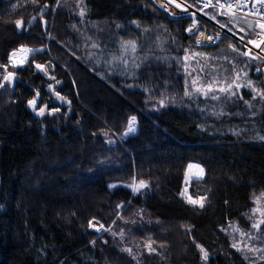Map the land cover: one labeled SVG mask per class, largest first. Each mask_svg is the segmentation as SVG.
I'll return each instance as SVG.
<instances>
[{
  "label": "trees",
  "instance_id": "obj_1",
  "mask_svg": "<svg viewBox=\"0 0 264 264\" xmlns=\"http://www.w3.org/2000/svg\"><path fill=\"white\" fill-rule=\"evenodd\" d=\"M204 13L248 42L261 30ZM194 21L153 0H0V264H251L233 244L253 233L264 196V61L227 36L196 46ZM22 45L42 51L11 67ZM186 51L220 81L245 73L260 91L185 96ZM49 84L70 103L55 102ZM189 164L204 175L186 185ZM185 186L207 197L203 208ZM256 232L264 239V224Z\"/></svg>",
  "mask_w": 264,
  "mask_h": 264
},
{
  "label": "rangeland",
  "instance_id": "obj_2",
  "mask_svg": "<svg viewBox=\"0 0 264 264\" xmlns=\"http://www.w3.org/2000/svg\"><path fill=\"white\" fill-rule=\"evenodd\" d=\"M154 3L158 6L159 3L161 4H166L168 6H170L171 8L181 11L180 9H177L175 7V4L170 3V0H153ZM199 0H193L194 5L190 4L189 1L187 0H177V3L182 4L183 7H187L189 6H194L195 7V2H197ZM159 6H161L159 4ZM158 6V7H159ZM167 6V7H168ZM163 9V8H162ZM165 11V10H164ZM166 12V11H165ZM169 14V13H167ZM171 15V14H169ZM212 19V18H211ZM213 20V19H212ZM222 27V26H221ZM224 28V27H222ZM226 30V32L228 33V35H226L227 37H229L230 39L236 41L237 43H239L241 46H243L246 50H250L251 51V55H247L248 57L252 58H258L261 59L262 61H264V43H261V45L263 46V50L261 49V51H258L259 48H257L255 45L251 44L248 42V40H244L240 37H238L237 35H235L233 32L227 30L226 28H224ZM264 40V37L262 38ZM250 45L252 48H249L246 46ZM29 48V47H27ZM93 49L95 47L91 46L90 49ZM245 53V51H244ZM25 53H17L16 56V60H19L22 56H24ZM30 56V55H29ZM28 56V58H29ZM197 53L195 54H189L188 51H186V58L188 59V62L186 64L185 67V75H187V81L186 84L184 85L185 87L183 88V90L185 91V93H188L187 95L185 94V96H192L195 98V94L197 95V93H199L201 98H208L209 100H217L220 97V94L224 93V91H221V89H229L228 93L231 94L233 93V90L238 91L237 93H239L242 90H258L259 87V83H256L254 81H251V87H249V81L250 80H246L245 79V73L242 74H236L232 81L230 83H224L223 81H220L217 78V75H212L209 73V70H206V68L203 66V64L199 63V61L196 59ZM191 62H197V64H189ZM257 63V62H254ZM9 65L11 67L12 63L9 60ZM264 65V64H262ZM195 70V72H194ZM197 71V72H196ZM256 75L258 74V71L255 72ZM210 74L209 79H207V81H203L202 79L205 77H207V75ZM241 75V76H240ZM209 85H211L212 87V91L209 92ZM229 85H231V88H229ZM199 90V91H198ZM205 93H208L207 95H205ZM214 97H218V98H214ZM53 99L55 102L58 101V99L56 98L55 95H53ZM38 116H41L38 114ZM128 130L125 132L127 133ZM133 133L127 134L125 136L131 135ZM195 165V164H192ZM198 172L197 168H192L191 170H189V168H187L186 174H185V184L187 185L189 183L190 180L193 179H200L197 178L196 173ZM139 183L132 187V190H134L135 187H139ZM185 188L188 189L187 186H185ZM184 188V190H185ZM183 190V191H184ZM184 198L187 199V196H183ZM258 210V211H257ZM261 213H264V196H258L257 198L254 199V208L251 212V214L249 215V218H251V221L253 222V225L258 223L260 220L264 219V215H262ZM263 225V224H261ZM260 225V226H261ZM252 228H254L253 226H251ZM235 232H239V230L237 229V227H233ZM256 228H254L253 233L249 232V234L247 235H242V233H238L241 234L240 237H238L239 239H237L235 241V245H236V249L238 251H245V259L251 263V264H264V239L260 238L256 232ZM235 239L233 238V241ZM152 248V247H151ZM154 251H149V248L147 247V255L152 253Z\"/></svg>",
  "mask_w": 264,
  "mask_h": 264
},
{
  "label": "snow or ice",
  "instance_id": "obj_3",
  "mask_svg": "<svg viewBox=\"0 0 264 264\" xmlns=\"http://www.w3.org/2000/svg\"><path fill=\"white\" fill-rule=\"evenodd\" d=\"M257 2L261 3V4H264V0H257ZM170 3L175 4V7L177 9H180L182 12H185V13L188 12V9L183 7L182 4L177 3V0H170ZM161 6L162 7H166V5H161ZM207 6H208V3H207V0H206L205 7H207ZM213 7H220V5H218V4L217 5H213ZM228 7L230 8L231 5H228ZM81 14H83V13H81ZM172 14L176 15V13H172ZM190 15L195 16V13H190ZM205 15H207V14L205 13ZM212 18L215 19V17H212ZM15 23H16L18 28H21L22 25H23V21H21V20H17ZM222 27H227V25H222ZM259 27L262 30H264V23H261L259 25ZM197 29H198V24L194 21L193 24L186 29V31H188L189 33H194ZM241 31H243V29H241ZM215 39H219V33H217L216 36H207V37L204 36V33H200L199 36L196 39V43L200 44V43H203L205 40L211 42V41H214ZM250 43L255 45L257 48H259V47H261V43H264V40H262L261 43H257L255 40H252V41H250ZM93 46L94 47H98L97 45H93ZM122 47L126 51L128 49H131V51L135 52V50H136V42L135 41L124 42ZM40 51H42V49H31V48H27L26 46L22 45L19 49L13 50V52L9 56V60L12 63L13 67L23 68L24 65H26V63L28 62V56L31 55V54H34L36 52H40ZM18 52L19 53H25V55L22 56L19 60H16V56H17ZM244 55H246V56L247 55H251V51L249 50V52H245ZM120 59H123V57H121ZM0 67L7 68V65H0ZM34 67H35V69L37 71L42 72L45 75H47V66L46 65L35 63ZM259 70L260 69H258V71ZM14 78H15V74L13 72H8L7 75L3 77V79L5 81H9V82H11ZM49 78L52 79V80H55V77H49ZM56 83L59 84L60 81H56ZM3 86H4L3 84H0V87H3ZM248 86L251 87V81H249V85ZM48 88L50 90H52L53 92H55V88H54V86L52 84H49ZM229 88H231V85H229ZM212 90L213 89H212L211 85H209V92H211ZM228 90L229 89H221V91H224V92H228ZM185 94L187 95L188 93H185ZM207 94L208 93H205V95H207ZM235 94L236 93H234V92L231 93V95H235ZM257 94L261 95L262 97H264V92H258ZM55 96L61 102L70 103V102L67 101L66 97L61 96L59 92H55ZM39 97H40V93L37 91L35 93L34 98L32 100L28 101L29 105L32 106L33 108H36V105H37ZM214 98H218V97H214ZM46 109H47V105L41 106L38 109V114L41 115V116L44 115ZM57 111H59L58 108H52L50 110V112H52V113L57 112ZM135 123H136V117L133 116V117L130 118V120L128 122V132L125 133V135L130 134V133H134L136 131ZM262 138H264V137H262ZM188 168H189V170H191L192 168H197L198 169V172L196 173L197 178H202L203 177L204 169L202 167H200L199 165L189 164ZM145 186H146L145 183L143 181H141L139 187H135L134 191L135 192H139L140 188H143ZM112 187H115V185H113ZM181 195L182 196H187V202L189 204H191L193 206H197L198 205L200 208H203L205 206V201L207 200L206 196H199L198 198H193L191 195H188V189L187 188H185V190L181 193ZM117 207H121V206L118 205ZM261 214L264 215V213H261ZM261 224H264V219L260 220L256 224H254L253 227L256 228V229H259ZM89 227L92 228V229H95L96 231H102V230L103 231H107L108 230V229H105L103 224H99L98 222L94 223L91 220L89 221ZM233 247H236V245L233 244ZM148 248H149V251H155V249L151 248L150 245L148 246ZM201 251L203 252V257L202 258L204 260H207L208 259L207 251L203 250L202 247H201Z\"/></svg>",
  "mask_w": 264,
  "mask_h": 264
},
{
  "label": "built area",
  "instance_id": "obj_4",
  "mask_svg": "<svg viewBox=\"0 0 264 264\" xmlns=\"http://www.w3.org/2000/svg\"><path fill=\"white\" fill-rule=\"evenodd\" d=\"M205 3L206 0H199L197 1L198 7L188 5L186 7L188 9L187 13L175 10L166 4L159 3L160 5H166V7L159 6V4L158 6L161 9L163 8V10H165L172 16L187 15L196 18L195 22L198 24V29L194 33L188 32V34L194 37L195 44L198 47L214 46L219 42V40L223 36L228 35L224 28H222L214 20L205 15L204 11L207 9H214L217 10L220 14H226L237 18L245 19L257 23L258 25L264 23V4L258 3L257 0H207V7H205ZM217 4L220 5V7H213V5ZM228 5H231V7L229 8ZM172 13H176V15H173ZM190 13H195V16L190 15ZM192 24L193 23H191L188 27H190ZM200 33H204L205 37L216 36V34L219 33V39H215L211 42L205 40L203 43L198 44L196 43V39ZM263 37L264 30L261 29L253 35L252 40H255L257 43H261ZM246 46L252 48L250 45L246 44ZM261 49L263 50L262 45L258 51H261Z\"/></svg>",
  "mask_w": 264,
  "mask_h": 264
},
{
  "label": "water",
  "instance_id": "obj_5",
  "mask_svg": "<svg viewBox=\"0 0 264 264\" xmlns=\"http://www.w3.org/2000/svg\"><path fill=\"white\" fill-rule=\"evenodd\" d=\"M245 52H249V51L245 49ZM255 75H256V73H255Z\"/></svg>",
  "mask_w": 264,
  "mask_h": 264
}]
</instances>
